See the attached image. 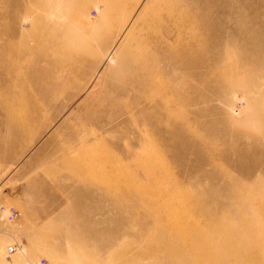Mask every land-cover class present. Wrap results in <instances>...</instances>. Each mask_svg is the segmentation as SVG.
<instances>
[{
    "label": "rangeland",
    "instance_id": "374dc122",
    "mask_svg": "<svg viewBox=\"0 0 264 264\" xmlns=\"http://www.w3.org/2000/svg\"><path fill=\"white\" fill-rule=\"evenodd\" d=\"M0 264H264V0H0Z\"/></svg>",
    "mask_w": 264,
    "mask_h": 264
},
{
    "label": "built area",
    "instance_id": "2783aa9c",
    "mask_svg": "<svg viewBox=\"0 0 264 264\" xmlns=\"http://www.w3.org/2000/svg\"><path fill=\"white\" fill-rule=\"evenodd\" d=\"M1 210H3V212L4 213H6V219L8 220V221H10V222H13V221H15L16 219H17V217H18V211L16 210V209H14V208H9L7 211L4 209V208H2ZM5 210V211H4ZM16 250H17V247L16 246H11L9 249H8V253L9 254H13V253H15L16 252Z\"/></svg>",
    "mask_w": 264,
    "mask_h": 264
},
{
    "label": "crops",
    "instance_id": "0c3cea01",
    "mask_svg": "<svg viewBox=\"0 0 264 264\" xmlns=\"http://www.w3.org/2000/svg\"><path fill=\"white\" fill-rule=\"evenodd\" d=\"M80 15L81 14H79V16H78L79 23L80 24H82V23H86L87 24V22H86L87 20L83 16L80 17Z\"/></svg>",
    "mask_w": 264,
    "mask_h": 264
},
{
    "label": "bare ground",
    "instance_id": "6f19581e",
    "mask_svg": "<svg viewBox=\"0 0 264 264\" xmlns=\"http://www.w3.org/2000/svg\"><path fill=\"white\" fill-rule=\"evenodd\" d=\"M183 18V17H182ZM160 102V101H159ZM168 102V101H167ZM171 102V101H170Z\"/></svg>",
    "mask_w": 264,
    "mask_h": 264
}]
</instances>
